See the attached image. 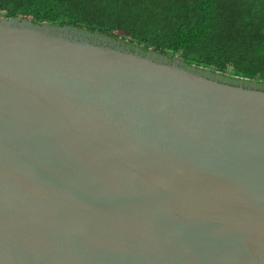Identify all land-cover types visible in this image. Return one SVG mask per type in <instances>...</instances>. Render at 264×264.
Returning <instances> with one entry per match:
<instances>
[{"label": "water", "instance_id": "1", "mask_svg": "<svg viewBox=\"0 0 264 264\" xmlns=\"http://www.w3.org/2000/svg\"><path fill=\"white\" fill-rule=\"evenodd\" d=\"M0 264H264V89L0 16Z\"/></svg>", "mask_w": 264, "mask_h": 264}, {"label": "trees", "instance_id": "2", "mask_svg": "<svg viewBox=\"0 0 264 264\" xmlns=\"http://www.w3.org/2000/svg\"><path fill=\"white\" fill-rule=\"evenodd\" d=\"M0 16L85 29L264 89V0H0Z\"/></svg>", "mask_w": 264, "mask_h": 264}, {"label": "rangeland", "instance_id": "3", "mask_svg": "<svg viewBox=\"0 0 264 264\" xmlns=\"http://www.w3.org/2000/svg\"><path fill=\"white\" fill-rule=\"evenodd\" d=\"M94 37H97V36H94ZM120 40V39H119ZM119 40H117V41H119ZM122 41V40H121ZM210 72H212V74L213 75H217L218 77H221V79H224V78H227V79H229V78H232V77H230L229 75H228V73H224V74H222V73H220L219 71H210ZM236 79H239L238 77H235ZM242 79V78H241ZM244 79V78H243ZM245 80H247V79H245ZM249 83H252V84H254V85H262L263 83H262V81H260L259 79H253V80H249L248 81Z\"/></svg>", "mask_w": 264, "mask_h": 264}]
</instances>
